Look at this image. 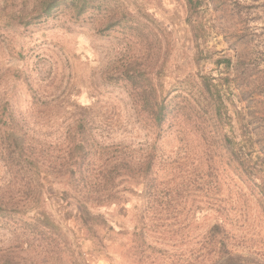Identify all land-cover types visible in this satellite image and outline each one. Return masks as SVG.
<instances>
[{"label":"rangeland","instance_id":"obj_1","mask_svg":"<svg viewBox=\"0 0 264 264\" xmlns=\"http://www.w3.org/2000/svg\"><path fill=\"white\" fill-rule=\"evenodd\" d=\"M119 1L123 11L137 14L146 24L143 33L148 37L150 62H157L149 79L157 82V66L163 63L166 89L176 95L177 105L185 106L184 114L179 113L160 141L164 156L181 157L187 148L192 162L203 150L183 121L188 115L204 122V117L196 114L203 102L197 86L203 74L212 75L221 84L233 114V128L238 130L241 124L233 110L242 112L243 128L254 134V145H264V0H198L192 8L186 0ZM29 2L0 0V102L14 103L26 127L44 139L45 126L32 119L29 87L24 78L12 75L20 69L37 84H59V89H49L51 94L70 96L81 104L97 100L98 110L107 111L112 119L109 132H102L109 142H121L125 135L134 136V140L146 138L132 117L127 94L118 85L105 86L100 78L104 64L122 45L125 57L137 55L141 42L127 31H123L122 43L119 33L95 34L87 19L15 25L9 15L19 3L28 6ZM159 40L163 53L156 60ZM18 51L23 59H18ZM247 118L253 123L247 124ZM56 188L60 185L47 183L44 210L57 227L42 230L30 218L41 215L34 211L18 217L24 222L18 219L12 229L0 227V241L10 231V237L24 231L28 256L38 260L32 264H218L215 251L209 252L206 226L192 224L186 216L189 205L176 208L180 212L176 218L160 220L151 218L153 213L136 215L139 201L133 197L124 205L91 208L108 225L88 227L77 218L73 201L62 203L53 196ZM217 199L228 213L227 225L237 248L264 260V216L257 195L231 171L225 173Z\"/></svg>","mask_w":264,"mask_h":264},{"label":"trees","instance_id":"obj_2","mask_svg":"<svg viewBox=\"0 0 264 264\" xmlns=\"http://www.w3.org/2000/svg\"><path fill=\"white\" fill-rule=\"evenodd\" d=\"M186 3L192 8L198 0ZM13 13L9 19L18 26L50 19L64 18L72 23L87 19L95 34L119 33L120 43L123 31L135 36L141 42L140 52L123 57L122 45L104 64L100 78L105 86L118 85L127 94L132 117L146 138L134 140V136L125 135L121 142H109L102 132H109L112 119L107 111L98 110L97 100L81 104L70 96L61 98L49 92L59 89L56 82L40 85L29 74L15 70L12 75L24 78L29 87L33 122L46 130L40 140L38 132L27 128L21 114L15 112L14 103L0 102V227L12 229L18 217L30 211L41 214L30 218L42 230L57 227L44 210V189L52 183L60 185L53 196L62 203L73 201L77 218L85 226L108 225L91 208L124 205L133 197L139 201L134 213H153V219L176 218L180 212L175 209L189 205L186 216L192 224L206 226L209 252L215 251L218 264H264L253 252L237 248L227 225L228 213L217 199L225 173L232 171L257 195L264 216V145H254V134L243 128L242 112L233 110L241 121L238 130L233 128V114L221 84L212 75H200L197 86L203 102L196 114L204 117V122L196 116L183 119L201 143V153L195 154L192 162L187 148L181 157L164 156L160 141L179 113L184 114L185 106L177 105L176 95L166 89L163 63L157 66V82L149 79L157 62H150L148 37L143 33L146 24L137 14L123 11L119 0H30L28 6L19 3ZM159 41L156 60L163 53ZM17 57L23 59L24 55L18 51ZM245 122L253 123L248 118ZM14 233L10 237V231L0 241V264L37 262L28 256L24 231Z\"/></svg>","mask_w":264,"mask_h":264}]
</instances>
